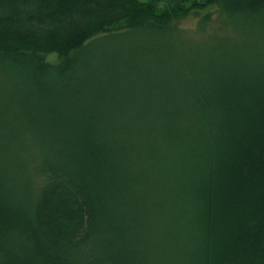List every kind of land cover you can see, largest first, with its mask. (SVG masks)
<instances>
[{"label":"trees","instance_id":"obj_1","mask_svg":"<svg viewBox=\"0 0 264 264\" xmlns=\"http://www.w3.org/2000/svg\"><path fill=\"white\" fill-rule=\"evenodd\" d=\"M0 264H264V0H0Z\"/></svg>","mask_w":264,"mask_h":264},{"label":"rangeland","instance_id":"obj_2","mask_svg":"<svg viewBox=\"0 0 264 264\" xmlns=\"http://www.w3.org/2000/svg\"><path fill=\"white\" fill-rule=\"evenodd\" d=\"M173 24L182 31V38L196 39L197 42L204 40L205 33L217 32L222 34L225 27L224 20L221 17L220 7L215 5L202 11L193 10L187 16L174 21ZM120 51H122L121 47L108 45L106 47V45H101L99 48H95L84 54L81 62L93 63L98 59L105 60L108 57H118ZM46 61L56 65L59 64L61 59L58 55L52 54L46 57Z\"/></svg>","mask_w":264,"mask_h":264},{"label":"bare ground","instance_id":"obj_3","mask_svg":"<svg viewBox=\"0 0 264 264\" xmlns=\"http://www.w3.org/2000/svg\"><path fill=\"white\" fill-rule=\"evenodd\" d=\"M150 1V0H149ZM144 2V1H143ZM153 2V1H152ZM151 3V2H150ZM175 7H176V5H175ZM174 9L175 8H173L172 10L174 11ZM166 10H168V9H166ZM165 10V11H166ZM157 11V10H156ZM163 11V10H162ZM170 11V10H169ZM159 12H160V9H159ZM167 12V11H166ZM165 13V12H164ZM166 16V15H165ZM170 16V15H169ZM160 18V17H159ZM169 18V17H168ZM157 21V20H156ZM164 31V30H163ZM163 31H162V33H163ZM160 33V32H159ZM171 35V34H170ZM127 36V35H126ZM125 36V37H126ZM109 46V45H108ZM107 47V46H106ZM172 51V50H171ZM173 52V51H172ZM171 53V52H170ZM44 56V55H43ZM170 56V55H169ZM171 56H173V55H171ZM171 56L170 57H168V58H171ZM176 56V55H175ZM81 58V57H80ZM80 61V60H79ZM110 65V64H109ZM197 65V64H196ZM187 67V66H186ZM191 67H193V66H191ZM172 68V67H171ZM50 74V73H49ZM185 77H186V75H185ZM189 77V76H188ZM7 78V77H6ZM190 78V77H189ZM193 78V77H192ZM194 79V78H193ZM3 80V79H2ZM12 81V80H11ZM59 82V81H58ZM57 83V82H56ZM27 85V84H26ZM30 86V85H29ZM25 87V86H24ZM28 88V87H27ZM27 90V89H26ZM26 92V91H25ZM31 92V91H30ZM19 93H21V92H19ZM23 94H24V92H23ZM26 94V93H25ZM29 96V95H28ZM127 97V96H126ZM55 100V99H54ZM119 101V100H118ZM127 101V100H126ZM117 103V102H116ZM13 105V104H12ZM88 105V104H87ZM93 107V106H92ZM116 111V110H115ZM24 112V111H23ZM78 115V114H77ZM25 133V132H24ZM50 137V136H49ZM23 139H25V138H23ZM38 140V139H37ZM50 140V139H49ZM17 141V140H16ZM26 141H27V139H26ZM37 142H39V141H37ZM25 144V143H24ZM19 145H20V141H19ZM22 145V144H21ZM25 145H27V143L25 144ZM36 145H38L37 143H36ZM23 146V145H22ZM39 146V145H38ZM19 148V147H18ZM21 148V147H20ZM39 149H40V147H38ZM27 149V148H26ZM24 151H26V150H24ZM19 152H20V150H19ZM40 152V151H39ZM42 152V151H41ZM18 154V156L17 157H19V153H17ZM63 154V153H62ZM23 155H24V153H23ZM26 155V154H25ZM21 156V155H20ZM20 160V159H19ZM22 160H23V157H22ZM24 161H25V159L23 160V163H24ZM167 164H168V162H167ZM25 165H26V163H25ZM31 168V167H30ZM41 172V171H40ZM3 174V173H2ZM42 184V183H41ZM114 184H116V183H114ZM111 185V184H110ZM186 185H187V183H186ZM113 186V185H112ZM114 187V186H113ZM38 189V188H37ZM38 191V190H37ZM107 227V226H106ZM119 228V227H118ZM110 229V228H109ZM111 230V229H110ZM113 230V229H112ZM109 232V231H108Z\"/></svg>","mask_w":264,"mask_h":264}]
</instances>
